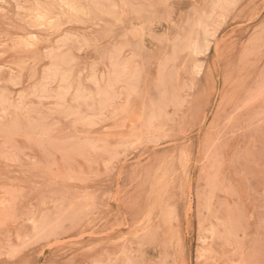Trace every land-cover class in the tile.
Here are the masks:
<instances>
[{"label":"rangeland","instance_id":"obj_1","mask_svg":"<svg viewBox=\"0 0 264 264\" xmlns=\"http://www.w3.org/2000/svg\"><path fill=\"white\" fill-rule=\"evenodd\" d=\"M0 23V264H264V0Z\"/></svg>","mask_w":264,"mask_h":264},{"label":"bare ground","instance_id":"obj_2","mask_svg":"<svg viewBox=\"0 0 264 264\" xmlns=\"http://www.w3.org/2000/svg\"><path fill=\"white\" fill-rule=\"evenodd\" d=\"M5 1H6V0H5ZM14 1H17V0H14ZM22 2H23V1H22ZM7 3H8V2H7ZM23 3H25V2H23ZM45 3H46V2H45ZM68 3H70V1L67 2V5H68ZM18 5H19V4H18ZM18 5H17V6H18ZM20 6H21V5H19V9H20ZM3 7H4V6H3ZM22 7H23V6H22ZM118 7H119V6H118ZM4 8H5V7H4ZM4 8H3V9H4ZM71 8H72V7H71ZM5 9H6V8H5ZM23 9H24V8H23ZM121 9H122V8H121ZM75 10H76V9H75ZM83 11H84V10H83ZM9 12H10V11H9ZM135 12H136V11H135ZM85 13H86V12H85ZM122 13H123V12H122ZM45 14H46V13H45ZM86 14H87V13H86ZM86 14H85V15H86ZM103 14H104V13H103ZM28 15H29V14H28ZM31 16H32V15H31ZM33 16H34V15H33ZM37 16H38V15H37ZM42 16H43V15H42ZM80 16H81V15H80ZM29 17H30V16H29ZM40 17H41V16H40ZM45 17H46V16H45ZM45 17H44V18H45ZM47 17H49L48 14H47ZM30 18H31V17H30ZM54 18H55V16H54ZM54 18H53V20H54ZM50 19H52V18H50ZM50 19H49V20H50ZM32 20H34V19H32ZM118 21H119V20H118ZM6 22H7V21H6ZM0 24H1V23H0ZM24 24H26V23H24ZM28 24H29V23H28ZM38 25H39V24H38ZM38 25H37V26H38ZM11 26H12V25H11ZM46 26H49V25L46 24ZM32 27H33V26H32ZM53 28H54V27H53ZM31 29H32V28H31ZM135 29H136V28H135ZM133 30H134V29H133ZM137 31H138V30H137ZM32 33H35V32H32ZM32 33H31V34H32ZM137 33H138V32H137ZM37 34H39V33H37ZM132 34H133V33H132ZM15 35H17V34H15ZM22 35H23V34H22ZM23 36H24V35H23ZM23 36H22V37H23ZM25 36H26V35H25ZM12 37H13V36H12ZM13 38H14V37H13ZM27 38H28V35H27ZM195 38H196V37H195ZM24 39H26V38H24ZM26 40H27V39H26ZM6 41H7V40H6ZM28 41H29V40H28ZM29 42H31V41H29ZM31 43H32V42H31ZM33 44H34V42H33ZM26 45H27V44H26ZM32 47H33V46H32ZM62 47H63V46H62ZM82 47H83V46H82ZM64 53H65V52H64ZM48 56H49V55H48ZM50 56L53 57V55H51V54H50ZM50 58H51V57H50ZM16 64H17V63H16ZM7 66H8V65H7ZM56 66H57V65H56ZM10 67H11V66H10ZM11 68H13V67H11ZM14 70H15V69H14ZM1 88H2V87H1ZM87 96H88V95H87ZM32 97H33V96H32ZM33 98H34V97H33ZM37 98H38V97H37ZM23 102H24V101H23ZM100 103H101V102H100ZM9 106H10V105H9ZM90 106H91V105H90ZM22 110H23V109H22ZM30 219H31V217H30ZM33 221H35V220H33ZM33 221H32V223H33ZM213 231H214V230H213ZM211 235H212V234H211ZM212 236H213V235H212Z\"/></svg>","mask_w":264,"mask_h":264}]
</instances>
